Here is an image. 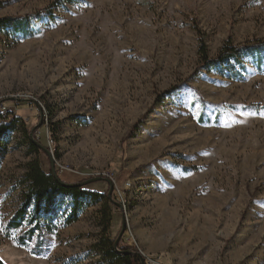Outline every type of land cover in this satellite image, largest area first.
<instances>
[{
    "label": "rangeland",
    "instance_id": "374dc122",
    "mask_svg": "<svg viewBox=\"0 0 264 264\" xmlns=\"http://www.w3.org/2000/svg\"><path fill=\"white\" fill-rule=\"evenodd\" d=\"M62 2L0 0V18L25 17L32 27L28 36L0 32V112L39 129L49 148L30 155L19 131L5 144L3 261L98 260L101 205L26 246L22 231L8 237L14 188L38 157L46 172L52 161L58 173L63 166L102 177L90 183L102 193L109 179L122 205L111 229L121 233L125 223V243L147 255L169 264H264V57L244 58L224 76L201 69L196 31L211 57L227 39H264V0ZM117 177L127 181L121 193Z\"/></svg>",
    "mask_w": 264,
    "mask_h": 264
},
{
    "label": "trees",
    "instance_id": "16d2710c",
    "mask_svg": "<svg viewBox=\"0 0 264 264\" xmlns=\"http://www.w3.org/2000/svg\"><path fill=\"white\" fill-rule=\"evenodd\" d=\"M80 1L63 0L62 3L75 4ZM48 16L54 18L52 10ZM31 29V23L25 17L0 18V32L7 35L28 36ZM196 31L200 37L198 66L201 69L216 70L224 76L227 70L236 72L234 64L242 63L244 58L257 56L261 62L264 57V39H253L239 45H234L231 39H227L217 55L211 57L202 32L199 29ZM1 104H4L3 100H0ZM17 131L26 138L30 155L49 153L48 145L37 135L39 129L32 132L18 116H13L8 121V116L0 112V157L7 153L5 144ZM56 170L58 171L57 167ZM57 174L58 178L51 171L46 172L38 157L26 164L25 173L14 188L18 191V205L6 226L8 237L13 231H22L17 240L20 245L26 246L34 238L40 240L53 234L59 227L58 221L61 220L64 226H70L90 207L101 205L99 214L102 230L93 245V250L98 255L96 264H142L137 248L125 243L126 233L116 245L120 231L114 233L111 227L114 213L122 210V205L109 196V189L106 190L107 193H102L90 188V184L83 185L94 177L80 174L74 169H64ZM124 181L119 180V177L116 179L118 186ZM111 204L115 206V210H112ZM0 264L7 263L0 257Z\"/></svg>",
    "mask_w": 264,
    "mask_h": 264
},
{
    "label": "built area",
    "instance_id": "2783aa9c",
    "mask_svg": "<svg viewBox=\"0 0 264 264\" xmlns=\"http://www.w3.org/2000/svg\"><path fill=\"white\" fill-rule=\"evenodd\" d=\"M0 109H3L5 110V107L3 106V104L0 105ZM68 170V167H63L61 166V168L59 169V173L62 172V170ZM113 181L115 179H113V176L112 174H107ZM115 183V182H114ZM115 186H116V190L121 193V188L123 189H126L128 186H127V181L124 182L121 186H118L116 183H115ZM121 195V194H120ZM119 201V200H118ZM142 257V256H141ZM142 261L144 264H165V260L163 257H158V258H155V260H146V259H143L142 257Z\"/></svg>",
    "mask_w": 264,
    "mask_h": 264
},
{
    "label": "water",
    "instance_id": "95a60500",
    "mask_svg": "<svg viewBox=\"0 0 264 264\" xmlns=\"http://www.w3.org/2000/svg\"><path fill=\"white\" fill-rule=\"evenodd\" d=\"M51 163H52L51 172L53 173L54 176H56L58 178V174H57V171L55 168V164L52 161H51ZM100 180H103V178L102 177H94V178L84 182L83 185L84 184H90L94 181H100ZM105 180H107V182H109V184H110L109 196H112V191H113L114 185L110 182L109 179H105ZM124 231H125V223H123V227H122L121 233L119 234L118 239L116 241V245L119 243L120 239L122 238ZM142 264H144L143 261H142Z\"/></svg>",
    "mask_w": 264,
    "mask_h": 264
},
{
    "label": "bare ground",
    "instance_id": "6f19581e",
    "mask_svg": "<svg viewBox=\"0 0 264 264\" xmlns=\"http://www.w3.org/2000/svg\"><path fill=\"white\" fill-rule=\"evenodd\" d=\"M138 251H139L140 255L143 257V259H146V260H155V258L162 257V256H151V255L145 254L141 250H138ZM165 264H169V263L165 261Z\"/></svg>",
    "mask_w": 264,
    "mask_h": 264
}]
</instances>
